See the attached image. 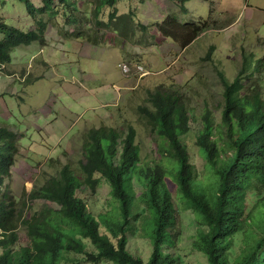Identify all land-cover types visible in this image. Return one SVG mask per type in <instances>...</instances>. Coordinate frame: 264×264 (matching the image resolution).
I'll list each match as a JSON object with an SVG mask.
<instances>
[{
	"label": "trees",
	"instance_id": "16d2710c",
	"mask_svg": "<svg viewBox=\"0 0 264 264\" xmlns=\"http://www.w3.org/2000/svg\"><path fill=\"white\" fill-rule=\"evenodd\" d=\"M18 1L25 5L33 29L9 27L0 17L1 69L11 63L13 49L45 42L44 17L56 14L57 8L70 15V25L77 21L71 18L75 0H41L38 8L30 0ZM118 1L92 0L90 13L99 26L130 39L135 16L114 11L107 22L100 19L101 11L115 8ZM171 1L179 2L184 15L190 13L186 4L191 0ZM175 22L171 16L165 24ZM186 27L192 29L189 44L208 29L206 22ZM245 72L230 81L220 69L221 116L207 110L198 129L190 124L191 109L182 95L152 94V108L141 111L158 138L159 160L144 161L132 127L127 132L106 127L90 131L83 141L86 163L80 175L66 166L32 190L28 200L48 207L28 216L26 204L20 208V200L6 191L20 156L19 136L0 127V264H79L82 259L86 264H178L163 249L176 247L183 237L179 201L195 212L193 248L208 264H264V90L253 86L243 93ZM193 135L205 161L201 177L190 155ZM98 176L111 188L115 206L110 217L98 216L91 207L102 183ZM140 217L153 247L147 263L128 249V235ZM21 227L25 243L19 237Z\"/></svg>",
	"mask_w": 264,
	"mask_h": 264
},
{
	"label": "rangeland",
	"instance_id": "374dc122",
	"mask_svg": "<svg viewBox=\"0 0 264 264\" xmlns=\"http://www.w3.org/2000/svg\"><path fill=\"white\" fill-rule=\"evenodd\" d=\"M30 1L40 7L41 0ZM75 1L74 25L67 21L70 15L57 8L56 14L44 17L45 42L13 49L11 63L0 68V127L19 136L20 151L6 191L20 200V208L26 204L27 216L48 207L28 200L32 190L43 187L66 166L80 175L86 163L83 141L94 129L127 132L132 127L144 161L159 160L158 138L141 111L152 108L153 93L182 95L191 109L190 124L198 129L207 110L221 116L220 69L230 81L246 70L243 93L253 86L264 90V0H191L187 15L179 2L171 0H120L115 8H104L100 19L105 22L114 11L135 16L130 39L95 23L92 0ZM171 16L178 22L168 27L165 22ZM0 17L9 27L33 29V20L18 0H0ZM200 22H206L208 29L189 44L192 29L186 25ZM189 143L201 177L205 161L194 135ZM98 179L102 183L91 207L98 216L110 217L115 206L111 188ZM179 206L183 237L176 247L163 250L178 264H208L193 248L195 212L181 201ZM147 232L140 217L128 235L129 251L145 263L153 252ZM19 237L22 243L27 241L22 227Z\"/></svg>",
	"mask_w": 264,
	"mask_h": 264
},
{
	"label": "built area",
	"instance_id": "2783aa9c",
	"mask_svg": "<svg viewBox=\"0 0 264 264\" xmlns=\"http://www.w3.org/2000/svg\"><path fill=\"white\" fill-rule=\"evenodd\" d=\"M126 71H128V69L126 68Z\"/></svg>",
	"mask_w": 264,
	"mask_h": 264
}]
</instances>
